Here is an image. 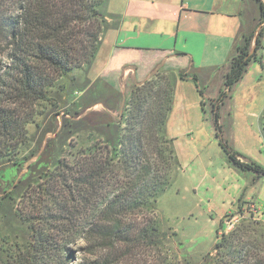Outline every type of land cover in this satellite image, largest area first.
<instances>
[{
  "label": "rangeland",
  "instance_id": "374dc122",
  "mask_svg": "<svg viewBox=\"0 0 264 264\" xmlns=\"http://www.w3.org/2000/svg\"><path fill=\"white\" fill-rule=\"evenodd\" d=\"M106 5L107 0L100 7L102 15ZM110 5L119 12V0H112ZM258 15L259 26L252 33L254 41L261 32L262 47L257 50V60L249 64L243 78L222 98L221 104L217 98L224 85L217 92V81L212 82L210 89H202L207 93L206 99L196 93L192 83L177 87L172 84V108L165 135L173 139L178 166L172 168L171 186L159 197L156 211L123 214L111 222L92 210L88 218L77 222L82 229L54 239L44 255L46 264H203L207 254L214 255L212 248L217 236L243 220L258 222L255 227L264 233V176L241 170L229 161L215 137L213 122L216 112L221 136L230 150L239 155L240 162L264 170V21L260 23L259 6ZM133 21L130 18L126 25ZM105 22L97 45L96 58L100 61L106 59L107 53L98 50L115 24ZM122 30L135 34L137 29L129 26ZM156 31L151 39L166 41L159 35L164 31L162 24ZM114 37L121 43L127 34ZM2 40L0 37V78L10 63L7 56L11 50L10 44ZM178 42L177 45L181 40ZM195 45L198 46L197 41ZM94 61L95 58L71 77L60 79L50 91L48 102H35L29 107L22 102L14 103V99L3 102L7 110L29 112L33 121L26 126L25 143L15 157L17 164L0 160V264L25 251L31 242L27 224L16 215L18 209L25 213L31 212L32 205L39 206L38 197L33 203L23 197L28 186L37 185L59 160L73 163L72 156L79 150L92 148L96 143H105L110 148L118 144L121 133L118 115L126 100L120 99L110 107L109 97L91 90L92 87L88 89L94 85L98 73ZM154 72L173 74L156 67L149 75ZM213 103L218 105L214 111ZM25 106L26 110L22 108ZM90 207L93 209L92 203ZM154 223L157 225L154 235L139 234L144 225ZM111 224L118 227L108 236L92 231ZM259 249L264 256L263 246Z\"/></svg>",
  "mask_w": 264,
  "mask_h": 264
},
{
  "label": "trees",
  "instance_id": "16d2710c",
  "mask_svg": "<svg viewBox=\"0 0 264 264\" xmlns=\"http://www.w3.org/2000/svg\"><path fill=\"white\" fill-rule=\"evenodd\" d=\"M104 1L0 0V37L11 46L7 56L10 63L0 78V160L17 164L15 157L25 143L26 126L33 121L29 112L7 110L3 102L14 99V103L22 102L28 107L35 102H48L50 91L60 79L71 77L89 64L106 24L100 12ZM254 1L263 23L264 3ZM260 37L259 31L253 47V34L236 47L224 76V91L217 98L219 104L243 78L249 64L257 60V50L262 47ZM170 75L154 72L132 87L118 115L121 133L115 148L96 143L92 148L79 150L72 156L73 163L59 160L37 185L28 186L23 197L29 203L38 197L39 206L36 203L31 212L25 213L18 209L16 215L27 224L31 242L25 251L9 256L2 264H46L44 255L54 239L82 229L77 222L88 218L92 210L111 222L123 214L156 211L159 197L171 186L172 168L178 166L173 139L165 135L172 108L174 76ZM185 77L183 73L178 76L180 80ZM193 80L196 82V76ZM96 92L101 93L98 88ZM198 93L202 95L201 90ZM212 108L214 111L218 105L213 103ZM213 122L215 137L229 161L241 170L264 176V170L240 162L239 155L230 150L221 136L216 112ZM256 224L254 220H243L232 230L220 233L212 248L214 255L207 254L203 264H264L259 249L260 245L264 248V233L257 230ZM117 227L111 224L92 231L108 236ZM156 231L155 223L146 224L139 234L151 237Z\"/></svg>",
  "mask_w": 264,
  "mask_h": 264
},
{
  "label": "crops",
  "instance_id": "0c3cea01",
  "mask_svg": "<svg viewBox=\"0 0 264 264\" xmlns=\"http://www.w3.org/2000/svg\"><path fill=\"white\" fill-rule=\"evenodd\" d=\"M110 3L112 0H107L102 12L106 21L115 22L114 28L107 32L98 50L106 51L107 57L100 61L96 53L98 73L88 89L98 88L112 105L120 99L127 101L129 90L149 79L156 67L173 73L176 87L192 83L198 93L217 81L220 92L236 47L259 26L254 0H119V12ZM130 18L134 21L126 25ZM161 24L164 31L159 35L166 41L152 40ZM129 26L138 31L128 34L122 30ZM121 33L127 37L119 43L114 35ZM180 73L186 75L184 80L178 78ZM203 92L201 96L206 99Z\"/></svg>",
  "mask_w": 264,
  "mask_h": 264
}]
</instances>
